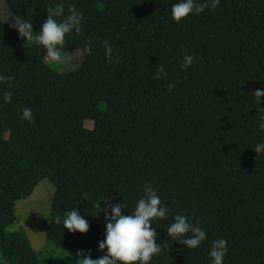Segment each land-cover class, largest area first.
Segmentation results:
<instances>
[{
  "label": "trees",
  "instance_id": "trees-1",
  "mask_svg": "<svg viewBox=\"0 0 264 264\" xmlns=\"http://www.w3.org/2000/svg\"><path fill=\"white\" fill-rule=\"evenodd\" d=\"M3 1L19 22L31 20L33 38L50 6L64 3L66 16L75 5L85 20L79 35L65 36L62 54L89 41L92 48L61 71L35 39L24 44L0 18V74L11 78L0 83L3 260L42 264L25 229L8 227L16 201L48 178L54 194L45 237L57 246L100 258L106 222L96 203H123L122 213L132 214L150 184L169 209L152 221L162 251L151 264H210L211 242L220 238L228 242L224 264H264V153L254 151L264 142V96L257 103L254 93L264 90V0H220L179 23L171 16L177 0ZM186 55L195 57L188 69ZM160 65L167 77L153 79ZM24 108L31 123L21 119ZM72 209L88 221L87 233L63 228ZM176 214L208 239L191 250L173 241L167 228Z\"/></svg>",
  "mask_w": 264,
  "mask_h": 264
},
{
  "label": "clouds",
  "instance_id": "clouds-1",
  "mask_svg": "<svg viewBox=\"0 0 264 264\" xmlns=\"http://www.w3.org/2000/svg\"><path fill=\"white\" fill-rule=\"evenodd\" d=\"M220 4V0H177L171 6L172 19L179 23L181 19L189 14L198 15L205 11L206 8L215 9ZM62 19H57L61 18ZM85 20L83 12L77 11L75 5H68V14L65 16L64 3H57L55 7L47 9V15L40 26L38 34L35 35V42L46 50L45 62L52 66L62 65L66 62V56L62 54V48L65 45V36L75 32L77 35L81 33L82 25ZM15 27L18 30L19 36L25 38L26 41L33 40V31L31 20L17 22ZM105 59L111 62L113 59V45L107 40L104 42ZM91 42L85 44L83 49L79 51V56L82 58L90 55L92 52ZM195 57L186 55L183 64L184 69L192 66ZM167 77V72L163 65H160L153 79H163ZM11 79L3 74H0V83ZM169 91L175 88L174 83L167 85ZM257 103L260 97L264 96V90L257 89L255 92ZM12 91L8 90L3 93V101L10 103L12 100ZM262 115L258 120V128L264 131V109H260ZM21 119L28 122L33 121L32 110L24 108L21 113ZM256 154L264 153V142L257 143L254 149ZM98 215L104 213L105 217V232L104 239L98 241L99 250H107L106 253L97 259L84 257L83 264H151L152 258L158 255L162 248L157 244L156 229L152 227L154 219H166L169 209L167 205L161 203V199L156 190L150 184L144 187V195L136 202V206L132 214L125 215L122 209L126 207L123 203L108 202L106 208H101L99 202L95 205ZM95 215V216H96ZM88 221L80 215L76 209L67 212L63 220V228H66L70 233H87L89 230ZM191 235H187V234ZM167 235L184 246L187 249L198 248L201 243L208 239L206 231L193 225L188 221V218L183 214H176L173 217V222L167 228ZM228 252L227 240L220 238L211 242L209 257L210 264H224V258Z\"/></svg>",
  "mask_w": 264,
  "mask_h": 264
},
{
  "label": "rangeland",
  "instance_id": "rangeland-1",
  "mask_svg": "<svg viewBox=\"0 0 264 264\" xmlns=\"http://www.w3.org/2000/svg\"><path fill=\"white\" fill-rule=\"evenodd\" d=\"M0 18L9 23L16 30L15 25L19 20L13 15L3 0H0ZM18 31V30H17ZM26 45L31 42L22 38ZM66 62L61 65V71L75 68L81 63L82 58L78 52L65 54ZM85 125L92 127V122L87 120ZM54 194V185L48 178H43L38 182L32 194L15 203V213L17 220L8 227V230L25 229L32 247L36 250L42 264H83L82 254L76 253L71 247H62L46 240L45 232L49 223L50 206ZM0 264H8L4 261L0 251Z\"/></svg>",
  "mask_w": 264,
  "mask_h": 264
}]
</instances>
